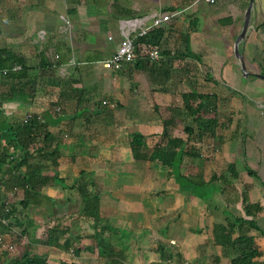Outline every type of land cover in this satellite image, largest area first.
<instances>
[{
	"label": "crops",
	"instance_id": "obj_1",
	"mask_svg": "<svg viewBox=\"0 0 264 264\" xmlns=\"http://www.w3.org/2000/svg\"><path fill=\"white\" fill-rule=\"evenodd\" d=\"M248 5L249 0H0V50L19 56L28 67L21 79L0 75V135L34 113L48 121L46 130L59 150L55 165L38 159L41 175L49 180L39 189L40 204L18 212L20 226L12 234H18L20 257L29 254L48 264H230L213 229L227 225L228 214L244 216L243 195L259 208L248 217L258 230L247 234L260 253L255 264H264V110L259 109L264 105L258 110L243 105L244 98L264 103V80L256 76H264V0H253L238 43L244 72L235 43ZM169 12L176 16L163 27L158 60H167L168 67L142 71L136 61L115 72L102 67L123 40L122 21ZM114 24L116 37L110 29ZM190 90L215 95L219 122L231 120L219 130L218 149L211 151L214 141H198L194 135L189 145H198L209 158L204 182L235 165L234 191L214 182L208 193L188 194L168 168L132 156L134 133L144 137L148 148L165 142L164 131L186 138L183 126L181 132L173 126L181 123V94ZM242 131H249L250 138ZM3 150L13 156L15 145L2 139ZM199 163L185 160L181 172ZM18 165L19 160L13 163ZM25 169L2 180L9 185ZM81 173L90 198L95 197L90 206L96 222L85 213L89 200L77 190ZM1 192L11 203L24 196L22 188L10 185ZM53 227L61 234L57 244L49 245ZM66 241L79 250L77 256L62 248ZM11 244L13 237L0 247L13 251Z\"/></svg>",
	"mask_w": 264,
	"mask_h": 264
},
{
	"label": "trees",
	"instance_id": "obj_2",
	"mask_svg": "<svg viewBox=\"0 0 264 264\" xmlns=\"http://www.w3.org/2000/svg\"><path fill=\"white\" fill-rule=\"evenodd\" d=\"M170 11L171 8H165ZM172 11V10H171ZM168 24V23H167ZM166 24V25H167ZM164 25L163 27H165ZM163 27L154 28L147 32L145 35L137 36L133 41L135 46V56L131 62L136 61V67H159V65L168 67V61H151L148 58L147 52L151 49H156L160 54L161 41L163 39L165 29ZM170 62V61H169ZM14 63H19L21 69L17 72H10ZM159 64V65H158ZM6 69L7 73L4 74L3 70ZM145 70L144 68L141 69ZM28 67L23 63L19 56L11 54L6 50H0V75H6L8 79H21L26 76ZM153 75L159 76L153 72ZM163 78L164 75H160ZM161 91H168V89L161 87ZM182 108H181V123L183 125V132L186 135L185 139L180 137H173L164 131L161 134L164 143L158 144L152 148H148L145 144L144 137L139 133L131 135L129 146L132 156L136 160H144L149 162H156L163 167L170 170V174L178 183L181 191L194 195L200 192L210 191L211 185L214 182H220L223 188L229 191H234V182L238 179L239 174L233 163H230L226 168V175L221 173L219 175L212 174L208 182H204L203 174L209 162V158L203 156V152L195 146H190L192 136L198 141H206L213 144L211 151L218 149L220 145L221 136L218 135L219 130L230 126L231 120L219 122L217 117L218 100L213 94L198 93L195 90H190L187 93L181 94ZM213 116H212V115ZM210 115L212 117H210ZM48 121L41 118L39 115L31 113L28 114L25 122L20 125H11L4 127L1 130L0 140L4 139L6 143H13L15 145V152L12 156L6 150L0 152V239L2 244L5 240L12 238L13 227L20 226L19 211L26 210L31 205L40 204L42 199L39 189L40 187L49 184V180L44 178L41 173L43 166L39 164L38 159L51 160L52 165H55L59 150L58 146L54 144V137L46 130ZM195 131L197 133L195 134ZM208 151V149L206 150ZM12 158V159H10ZM197 159L200 161L197 167L186 165L185 172H181V167L185 160ZM19 160L18 166H13V163ZM37 160V161H36ZM25 166V172L20 176H13L10 187L22 188L24 196L21 200L11 203L5 198L1 192V187L8 188V184L2 179L10 176L16 169ZM248 175H253L249 169L246 170ZM55 176L52 179H55ZM51 182V181H50ZM88 182L83 173L77 182V190L80 192L81 198L89 200V205L86 206V214L94 217L95 222L98 216L93 213L94 207L91 208L90 204L95 197L90 198L87 190ZM212 190V189H211ZM243 196V195H242ZM242 210L244 216H226L227 225L218 223L214 226L213 235L215 242L222 246L224 251L231 256L230 264H255L254 258H258V252L254 238L248 236L251 230H258L255 222L248 217H251L253 212L258 210L257 205L246 203L245 197H242ZM45 201H52L45 198ZM91 210V211H90ZM90 211V213H88ZM58 227H53L48 232V244H57V239L60 232L57 231ZM234 237V235H236ZM69 241L64 242L63 249H71ZM100 253H104V245L100 243L97 246ZM7 252L11 251L8 245L5 249ZM74 255L79 254V250L71 249ZM5 261L3 264H48L45 258L31 256L24 254L21 257L7 258L5 253ZM66 264V263H60Z\"/></svg>",
	"mask_w": 264,
	"mask_h": 264
},
{
	"label": "built area",
	"instance_id": "obj_3",
	"mask_svg": "<svg viewBox=\"0 0 264 264\" xmlns=\"http://www.w3.org/2000/svg\"><path fill=\"white\" fill-rule=\"evenodd\" d=\"M207 3H214L215 0H203ZM176 13H160L152 16L137 18L135 20L122 21L120 26L123 32V40L112 54L110 58L102 62V67L111 71H119L125 63H129L135 56L134 40L137 36L145 35L147 32L154 28L163 27L171 21ZM147 56L151 61H157L160 54L156 49H151L147 52ZM21 69L19 64L12 66L10 72H17ZM3 73L6 74L7 70L4 69ZM57 110H59L57 108ZM0 244H2L0 239ZM6 246V245H5ZM174 264H189L188 262H178Z\"/></svg>",
	"mask_w": 264,
	"mask_h": 264
},
{
	"label": "rangeland",
	"instance_id": "obj_4",
	"mask_svg": "<svg viewBox=\"0 0 264 264\" xmlns=\"http://www.w3.org/2000/svg\"><path fill=\"white\" fill-rule=\"evenodd\" d=\"M114 27L116 28V29H114ZM114 27H111L110 29H111V32L113 33V35L116 37V33H117V24H114ZM243 105H244V107H248V105L252 108V109H254V110H258L257 109V106H259V105H264V103H263V100H257L256 99V101L254 100V101H251L250 99H247V98H244L243 99ZM239 106V105H238ZM259 109H261V110H264V108L262 107V108H259ZM183 125H182V123H180V122H178V124H175L173 127H174V129H177V130H181ZM181 132V131H180ZM242 133V134H241ZM240 134L241 135H245V137H246V139L247 138H250V133H249V131H247V133H245L244 131H242V132H240ZM241 137V136H239V138L241 139H243L244 137ZM254 137V136H253ZM249 141V140H248ZM252 141H255V139H252ZM203 142V141H202ZM201 142V143H202ZM196 144H198V143H196ZM197 146L198 145H196V148H197ZM259 146V145H258ZM209 153V152H208ZM237 165H238V168L239 169H241L242 167H241V165L239 164V163H237ZM248 168V167H247ZM249 169V168H248ZM219 185L221 186L222 185V183H219ZM219 191V190H218ZM11 200V199H10ZM217 203V202H216ZM16 235H18V234H12V237H13V244H11V248H13L12 250L13 251H9V252H7L5 249H2L1 247H0V264H3V262L5 261V259H4V257H5V254H4V252L5 253H7V257L8 256H10L11 258H15V257H20V245L19 244H17V238L15 237ZM7 247V246H6ZM9 259V258H8Z\"/></svg>",
	"mask_w": 264,
	"mask_h": 264
},
{
	"label": "water",
	"instance_id": "obj_5",
	"mask_svg": "<svg viewBox=\"0 0 264 264\" xmlns=\"http://www.w3.org/2000/svg\"><path fill=\"white\" fill-rule=\"evenodd\" d=\"M252 4H253V0H249V5L247 7V10H246L245 16H244V23H243V26H242V30H241V33L239 34V36L237 37L236 43H235V54L239 58V61L241 63V69L244 72H246V68L244 66L243 59L241 58L240 54L238 53V43H239V41H241L244 38L245 33L247 31ZM256 76L258 78L264 80V76L263 75H256Z\"/></svg>",
	"mask_w": 264,
	"mask_h": 264
}]
</instances>
